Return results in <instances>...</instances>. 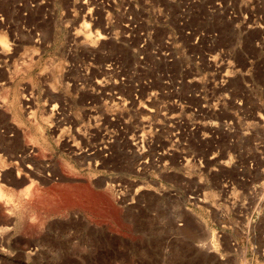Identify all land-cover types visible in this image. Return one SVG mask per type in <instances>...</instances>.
<instances>
[{"label":"rangeland","instance_id":"obj_1","mask_svg":"<svg viewBox=\"0 0 264 264\" xmlns=\"http://www.w3.org/2000/svg\"><path fill=\"white\" fill-rule=\"evenodd\" d=\"M0 264H264V0H0Z\"/></svg>","mask_w":264,"mask_h":264},{"label":"bare ground","instance_id":"obj_2","mask_svg":"<svg viewBox=\"0 0 264 264\" xmlns=\"http://www.w3.org/2000/svg\"><path fill=\"white\" fill-rule=\"evenodd\" d=\"M86 22V21H85ZM85 24V23H84ZM88 25V24H87ZM4 41H5V38H4ZM88 155V154H87ZM27 156H24V161L26 160ZM40 167H43V169H45V166H46V162L43 164H39ZM43 169L39 170L41 172H43ZM45 171V170H44ZM194 239V238H193ZM195 240V239H194ZM203 241V240H202ZM204 244V242L202 243ZM207 244L209 245V248L210 250H216L217 249V245L215 244V242H207Z\"/></svg>","mask_w":264,"mask_h":264}]
</instances>
